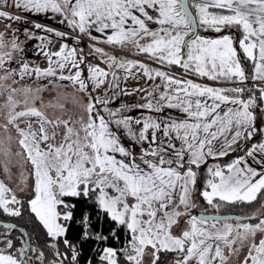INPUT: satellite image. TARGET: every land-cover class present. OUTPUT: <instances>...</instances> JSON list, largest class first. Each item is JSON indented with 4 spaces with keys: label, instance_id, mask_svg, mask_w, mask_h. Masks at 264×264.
<instances>
[{
    "label": "snow or ice",
    "instance_id": "1",
    "mask_svg": "<svg viewBox=\"0 0 264 264\" xmlns=\"http://www.w3.org/2000/svg\"><path fill=\"white\" fill-rule=\"evenodd\" d=\"M8 4L9 0H0V5ZM11 7L33 14H56L58 22L70 31L45 30L61 39L74 38L77 45L84 36L95 40L92 30H107L111 34L103 43L122 51L135 48L162 68L175 66L183 70L181 78L166 71L150 72L144 63L94 48L95 53L107 57V69L89 62L85 76L81 67L86 60L83 49L70 48L67 43L58 51L43 52L49 64L45 69H30L27 63H21L18 70L5 67L11 64L12 53L0 54V96H4L3 106L8 109L7 122L0 131L10 134L0 135V153L23 155L31 165L32 179L28 184L25 178L20 188L21 192L27 189L24 201L0 181V212L19 217L27 204V210L42 225L46 245L53 251L55 259L51 264H80L81 250L87 242L109 240L102 231H93L98 225L102 228L104 222L114 225L111 238L119 241L118 233H123L126 239L119 249H101L100 264H145L146 255L151 257V264H157L162 251L176 254L173 264H227L229 257L245 246L242 264H264V238L256 241L257 233L264 235V218L249 217L258 220L255 224L239 220L221 223L215 217L192 211L197 207L193 193L218 210L224 204H251L264 190V172L252 168L243 157L224 167L208 168L209 178L201 189L196 188V169L209 157L228 155L226 148L242 136L251 138L257 130L256 116L250 110L257 105V97L242 98V87L219 89L182 78L193 75L243 84L248 80L245 67L251 64L252 79L264 82V0H11ZM18 19L0 10V22H7L6 27ZM151 24L159 28L153 29ZM34 26L41 28L39 23ZM201 28L220 35L205 37L200 34ZM4 47L0 34V48ZM12 48L18 49L15 40ZM133 68L142 70L149 80L161 81L157 85L160 91L149 92L146 103L137 107L152 112L175 108L184 114L182 120L135 119L123 115L126 106L115 110L97 107L110 101L93 97L91 92L105 83L118 88V71L131 72ZM33 74L37 79L69 81L77 91L87 92V120L49 119L35 107L39 97L33 95L32 88L12 86L18 83L17 75L22 80ZM9 80L11 84L4 83ZM87 81L92 82L91 91ZM40 91L35 89V93ZM17 95L24 99H15ZM259 100L264 101V89H260ZM21 104L23 109L17 110ZM260 110L264 112V107ZM31 118H36L35 125ZM133 124L140 126L138 131L133 130ZM121 130L141 145L139 154L122 142ZM158 133L165 139L161 140ZM228 133H232L231 141ZM13 135L18 137V151L10 143ZM221 137H225V143L217 150L215 142ZM173 140L180 141L179 147ZM145 143L147 148L143 147ZM257 151L264 154V143L253 145L247 156L255 159ZM0 164L7 174L8 164ZM77 202L91 204L96 222L91 213H83L77 221L81 232L74 243L69 233ZM260 207L264 208V204ZM180 218L187 227L180 224ZM20 244L17 248L8 232L0 235V264H30L29 252L36 253L40 264H47L44 252H37L23 240Z\"/></svg>",
    "mask_w": 264,
    "mask_h": 264
},
{
    "label": "rangeland",
    "instance_id": "2",
    "mask_svg": "<svg viewBox=\"0 0 264 264\" xmlns=\"http://www.w3.org/2000/svg\"><path fill=\"white\" fill-rule=\"evenodd\" d=\"M0 10L6 11L11 13L13 16H19L20 19L10 22L11 26L6 27L5 24L7 22H0V34H3V42L5 44L4 48H0V54L5 52L12 53V62L11 64H5V67H11L13 69L18 70L21 63H27L30 69L34 68H41L45 69L49 66L47 57L43 54V52H54L58 51L62 44L67 43L69 47H77L83 49V54L86 57L85 64L81 65L84 68V75L87 76V68L86 65L91 62L92 64H97L100 67L107 69V64L105 61L107 57L100 54L95 53L94 48H100L103 52L108 53L110 55L119 57L120 59H126L132 62H141L146 65L150 72H154L156 70L166 71L170 75H175L178 78H181V73L183 70L179 68H162L159 64L152 62L149 60L146 55L138 54L135 48L130 47L126 51H122L118 46H110L103 41L110 35V31H105L104 33L95 32L92 30L91 35L96 39L93 40L88 36H84L81 40V43L77 45L74 42V38L69 39H61L54 35V33L46 31L45 29H55L57 31L68 33L70 30L64 25L60 24L58 21L60 17L56 14L48 12L42 14H33L28 12H23L18 9H14L11 7V0H9L8 6L0 5ZM152 12V10H149ZM194 13V9H191ZM39 23L41 28H36L34 25ZM153 29L159 28V25L151 24L150 25ZM27 29V32H25ZM202 32L205 34H201L205 37L206 35L212 34L215 32L207 31L205 32L201 28ZM215 38V37H209ZM15 40L16 44L18 45V49L13 51L12 43ZM7 59V58H6ZM53 59H57L53 57ZM55 67V65H53ZM252 69V67H251ZM74 72L75 70H71ZM3 73H0L2 75ZM65 75L69 74V70L65 69ZM118 76L120 77L119 80V87L118 88H110L108 83L102 85L99 89L94 92H91L93 97H98L101 100H109L110 102L107 105H97L98 108L107 107L109 109L115 110L120 108L121 106H126L123 111V115L125 116H132L135 119H145L148 117H152L153 119L160 121V122H168V121H177L179 122L184 118V114L181 112L174 111L177 114L181 115L182 118H175L170 115L169 118H159L157 112L149 113L146 108H139L137 105L145 104L146 99L148 97L149 92L158 93L160 89L157 88V85L161 84L159 78L155 80H149L146 76L143 75L142 70L139 68H133L131 72H125L124 70L118 71ZM253 76V70H252ZM184 79H190L193 83H198L201 86H209L213 88L219 89H230L233 87H239L242 84H233L225 82L223 79L220 81H211L205 77L204 80L194 79L190 75L183 76ZM200 78V77H199ZM18 83L12 84L15 88L21 87H30L33 89V95L38 96L39 98L35 100V107L38 108L41 112L45 113L49 119L55 120L57 118L61 119H73V120H80L83 118L85 121L87 120V113L85 111V107L87 104L88 93L87 92H79L76 88L69 82V81H59L55 78L48 77L37 79L35 74L32 76H25L24 79H20L17 75L16 77ZM111 77H109V81ZM49 81H54L50 83ZM89 84V91H91L92 82L87 81ZM200 82V83H199ZM11 84V80L4 82ZM250 83L251 86L254 87L255 90L259 92L260 89H264V82H260L258 80H253L251 82H245L243 84ZM206 84V85H205ZM40 88L41 91L39 93H35V89ZM137 89H146V91H137ZM123 90H126L127 93ZM15 99L23 100V95H17ZM261 101V100H260ZM4 96H0V129L2 126L7 122L5 119V114L8 109L4 106ZM51 105H63L61 107H52ZM31 106V101H30ZM264 107V101H261V105L254 106L250 109L254 115L256 116L255 125L257 130L254 132L251 138H246L242 136L238 139L236 143L231 144L230 148H226L228 151V155L224 157H217L212 158L209 157L207 159L206 164H202L199 169H196L197 175H199L200 171L202 172V185L203 187L204 182L206 179L209 178L207 169L213 168L215 165H220L221 167L226 166L228 163L236 160L237 158L243 157L247 163L258 172H264V164L258 163V161H264V154H261L259 151L255 153V159L248 157L247 152L252 149L253 145H258L260 143H264V112L260 109ZM23 105L21 104L20 108L17 110H22ZM168 113V111H165ZM175 113V114H176ZM32 123L35 125L36 118H31ZM78 126V125H77ZM140 128L139 125L133 124V130L138 131ZM49 132H51V127L49 126ZM0 135L8 136L9 133H3L0 131ZM121 140L122 142L132 151L139 154L141 145L134 143L131 139L127 138L123 134V130H121ZM161 140L165 138L160 135ZM227 139L231 141L232 133H228ZM59 141V137L57 138V142ZM18 137L12 136L10 143L14 151H18ZM173 142L179 147L180 141L173 140ZM225 143V137H221L218 141L215 142L217 150H219L220 146ZM143 147L147 148L148 144L145 143ZM0 160L6 162L8 164L9 172L7 174L3 173L2 168L0 166V181H3L7 187L12 189V191L18 195L21 193V197L25 200L27 195V190L24 192L20 191V188L24 187V180L27 178V183L31 184L32 179L30 176V169L31 165L26 163L25 158L23 155H4L0 153ZM198 186V179L197 185ZM26 189V188H25ZM259 194V193H258ZM194 198H196L197 207L193 209V214L197 215L199 211H203L205 214H237L241 215L243 212L240 210L239 206L242 203L236 204H224L218 210L208 207L203 200L202 202L197 199V194L193 193ZM258 196V195H257ZM202 198V197H201ZM203 199V198H202ZM27 205V204H26ZM257 217L264 218V208L259 207L256 213ZM180 224L184 227L187 225L184 223V219L180 218ZM221 223L224 221H220ZM229 223H234L236 221H228ZM241 223H251L255 224L258 222L257 219L248 220V221H240ZM173 231H177L174 227ZM264 238V235L257 233L256 241L258 242L259 239ZM234 245L233 247H236ZM225 255L228 256L227 248L224 249ZM247 253V246L241 248V250L231 255L227 261V264H242L243 258ZM151 260L149 257H145V264H151Z\"/></svg>",
    "mask_w": 264,
    "mask_h": 264
},
{
    "label": "flooded vegetation",
    "instance_id": "3",
    "mask_svg": "<svg viewBox=\"0 0 264 264\" xmlns=\"http://www.w3.org/2000/svg\"><path fill=\"white\" fill-rule=\"evenodd\" d=\"M200 33L201 34L203 33L201 29H200ZM0 166L2 168L1 171H3L2 164H0ZM26 190L27 189H25V191ZM21 195H22L21 193H18L17 198L24 201ZM25 208H27L26 203L24 204V207L21 208L22 215L19 217L8 216L0 212V235L4 234L5 232L10 233L13 238V242L17 246V248L21 246L20 241L23 240L25 244L31 245V247L35 248L37 252H41V251L44 252L45 260L47 264H51V261L55 259V256L53 254L52 249L48 247L45 243L46 236L42 228V225H40L39 222L35 220L33 216L28 215L25 211ZM254 216L257 217V215H254ZM3 223H11V224H14V226L19 227V228L12 229V227H10V228L5 229L3 227L4 225ZM69 239L72 240L74 243L76 242V240H73L70 237ZM115 242H117V240H115ZM0 247H2V245H0ZM111 247L116 248L113 246ZM103 248L101 246L97 247L96 245V247L93 248V252L97 253V255L93 258H88L86 260H83L82 257H80V264H87V261L89 260L91 261V264H100L99 256H100L101 249ZM116 249H119V248H116ZM60 250L64 251L62 246H60ZM81 254H82V251H81ZM175 255H176L175 253L162 251L159 253L160 259L157 261V264H173L172 258ZM29 256L31 257L30 264H40V261L37 259L36 253L29 252ZM148 257L149 256L146 255V258ZM149 260H151V257H149ZM65 264H67V262H65Z\"/></svg>",
    "mask_w": 264,
    "mask_h": 264
},
{
    "label": "trees",
    "instance_id": "4",
    "mask_svg": "<svg viewBox=\"0 0 264 264\" xmlns=\"http://www.w3.org/2000/svg\"><path fill=\"white\" fill-rule=\"evenodd\" d=\"M228 30H226L227 32ZM231 31H235V29L231 30ZM202 34H205V33H202ZM220 34L219 33H212V34H208L206 36L208 37H217L219 36ZM174 68H177L175 66H173ZM181 70V69H180ZM245 74L246 76L248 77V80L246 82H251L253 81L252 79V69H251V64H248L246 67H245ZM191 77H193L194 79H200V80H204L205 81V77L204 78H199L198 76H193V75H190ZM239 87H242L245 89L244 91V94H243V97L244 99H247L250 95L252 96H255L257 97V105L260 106L261 105V101L259 100V92L257 90L254 89L253 86H251L250 83H248L247 85L246 84H242V85H239ZM200 173L199 175H197V179H198V186H197V189H201V185H202V172L203 170H199ZM197 199H199L200 202H202L201 200H203L201 197L199 196H196ZM264 198V190H262L258 196H257V200L252 202L251 204H248V203H242L239 208L240 210H242V214L241 215H256L257 213V209L260 207L261 205V202H262V199ZM78 204V207L77 209L75 210L74 212V222L72 223L71 225V229H70V233H69V237L73 240H75V237L80 234L81 232V225L77 223V221H79L83 215V213L85 212H89L92 214V221L93 223L96 222V216H95V213H94V210L92 209L91 207V204L90 203H80V202H77ZM25 211L28 215H31L33 216L28 210L27 208H25ZM114 227L113 224L111 223H108V222H104L103 223V227L101 228L99 225L97 226V229H94L93 231H96V230H100L103 232L104 235H108L109 236V240L108 241H104V242H87L83 249L81 250L82 251V254H81V257L83 260H86L88 258H93L97 255V253L93 252V248L96 247H99L101 246L102 248L103 247H116V248H121L124 243H125V236L123 235V233H118V235L120 236V239L119 241L115 242V239L111 238L110 236V232L112 230V228Z\"/></svg>",
    "mask_w": 264,
    "mask_h": 264
},
{
    "label": "water",
    "instance_id": "5",
    "mask_svg": "<svg viewBox=\"0 0 264 264\" xmlns=\"http://www.w3.org/2000/svg\"><path fill=\"white\" fill-rule=\"evenodd\" d=\"M262 204H264V199L262 201ZM197 215H203L208 218L215 217L219 221H225V220L227 221H237V220L248 221V220H253V219H248V218L254 216V215H237V214H205L203 211H199ZM3 224L12 225L13 226L12 229L19 228V227L14 226V224H11V223H3Z\"/></svg>",
    "mask_w": 264,
    "mask_h": 264
},
{
    "label": "crops",
    "instance_id": "6",
    "mask_svg": "<svg viewBox=\"0 0 264 264\" xmlns=\"http://www.w3.org/2000/svg\"><path fill=\"white\" fill-rule=\"evenodd\" d=\"M199 83H200V82H199ZM205 85H206V84H205ZM147 111H148L150 114H151V113H154V112L149 111V110H147ZM165 111H168V113H165ZM174 111H177V113L180 112L178 109H175V108H171V109H169V108H165L163 112H157V113H159V114H158V117H159V118H163V119H164V118H165V119H166V118H169L170 115H173L172 117H175V118H177V117H178V118H182L181 115L177 114L176 112H175V113H176V114H175ZM181 113H182V112H181Z\"/></svg>",
    "mask_w": 264,
    "mask_h": 264
}]
</instances>
